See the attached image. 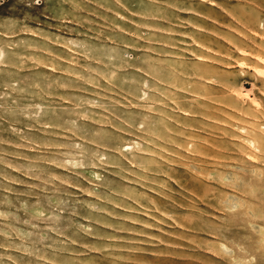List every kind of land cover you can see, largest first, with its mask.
<instances>
[{
  "label": "rangeland",
  "instance_id": "374dc122",
  "mask_svg": "<svg viewBox=\"0 0 264 264\" xmlns=\"http://www.w3.org/2000/svg\"><path fill=\"white\" fill-rule=\"evenodd\" d=\"M0 264H264V0H0Z\"/></svg>",
  "mask_w": 264,
  "mask_h": 264
}]
</instances>
